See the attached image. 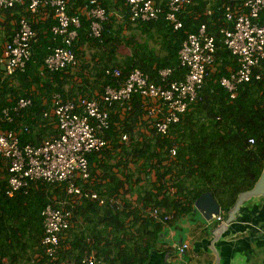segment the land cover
Wrapping results in <instances>:
<instances>
[{
	"label": "trees",
	"instance_id": "1",
	"mask_svg": "<svg viewBox=\"0 0 264 264\" xmlns=\"http://www.w3.org/2000/svg\"><path fill=\"white\" fill-rule=\"evenodd\" d=\"M153 1L166 8V0ZM84 2L87 0H69V13L73 14ZM27 3L23 0L22 5L0 10L6 26L0 49L11 40L19 19L28 16ZM206 4L195 0L178 15L182 28L174 30L165 13L156 20L134 23L129 20L124 0H100L107 14V20L101 23L100 37L91 36L92 20L80 16L74 43L75 65L60 72H47L44 77L39 70L51 50L60 45V38L53 41L50 30L56 22L51 17L33 23L37 42L24 71L4 78L0 69V116L3 109H12L21 98L32 102L18 115L11 112L12 122L0 123L2 130L28 127V133L18 136L21 146L38 145L54 135L52 127L42 119L53 95L58 94L62 102L79 96L98 100L106 86H115L114 79L105 75L107 69H121V80L134 68L155 82H160L161 69H171L172 80L183 78L185 70L179 65L178 51L201 24H206L207 32L215 36L216 65L205 76L197 109L171 125L168 136L139 131L143 112L138 97L130 102L122 122H118V108L113 104L111 127L106 133L110 148L100 152V160L97 153L87 157L90 181L82 184L84 190H94L106 200L100 204L83 199L75 205L73 226L65 232L54 260L44 254L41 213L54 196L61 195L62 186L30 182L8 197V175L0 170V264H87L91 253L97 264H145L165 228L150 218L148 208H159L161 214L171 217L167 225L181 230L177 224L182 220L196 221L194 203L201 194L211 193L221 208H227L240 193L253 188L264 163V77L238 85L236 98H229L220 79L228 76L236 62L219 34L224 23L222 1L210 2V16L205 15ZM123 133L130 136V143L120 142ZM135 134L139 137L133 140ZM250 139L253 144H249ZM173 147L176 155L170 158ZM169 186L174 188L173 194ZM120 194L121 207L108 201ZM129 196H135V205Z\"/></svg>",
	"mask_w": 264,
	"mask_h": 264
},
{
	"label": "built area",
	"instance_id": "2",
	"mask_svg": "<svg viewBox=\"0 0 264 264\" xmlns=\"http://www.w3.org/2000/svg\"><path fill=\"white\" fill-rule=\"evenodd\" d=\"M124 1L129 8L131 22L156 20L165 13V19L173 29L179 30L182 22L178 15L187 11L195 0H166L165 9L153 0ZM203 1L207 3L205 15L210 16L212 0ZM221 1L224 23L219 34L222 44L235 59L236 67L229 71L227 77L220 79V85L234 100L238 85L264 77V0ZM17 4L22 5L23 0H0V10L12 9ZM25 11L28 16L19 19L11 40L3 43L0 49V69L4 78L23 72L30 60L37 42L33 23L51 17L56 22L50 30L53 41L60 38V45L51 50L39 70V75L44 77L47 72H60L75 65L74 43L80 28V16L92 20L90 30L94 38L100 37L101 23L107 20L100 0H87L78 5L73 14L69 13V0H28ZM216 50L215 36L207 32L206 24H201L196 33L187 36L178 51L179 65L185 70L183 78L172 80V70L161 69L158 71L160 82H155L134 68L121 80V69L110 68L105 75L114 79L115 86H106L98 100L79 96L62 102L58 94L52 96L49 108L42 112V119L54 129V135L38 145L19 144V134L29 132L26 125L18 131L0 129V170L8 175L5 191L8 197L30 182L62 186L61 195L54 196L41 213L44 232L41 242L47 257L56 258L65 232L73 226L75 205L83 199L97 200L100 204L106 200L94 191L84 190L82 184L90 181L87 157L93 153L100 155L110 147L106 133L111 127L110 108L113 104L118 108V122H122L126 109H130V102L138 97L143 112L139 131L147 135L168 136L171 125L179 122L187 112L197 109L205 76L216 65ZM31 105L29 98L19 99L12 109L1 111L0 123L12 122L11 112L18 115L20 110ZM119 139L121 143L131 142L126 133ZM248 142L253 144L254 141L250 139ZM175 155L176 148L173 147L169 157ZM169 192L173 194L174 188L169 186ZM108 201L118 207L122 205L116 196ZM148 214L162 225H167L171 219L169 215L161 214L159 208H148ZM215 220L221 221L222 218L219 215ZM175 248L181 255L189 244L175 245ZM87 260V264H97L93 253Z\"/></svg>",
	"mask_w": 264,
	"mask_h": 264
},
{
	"label": "water",
	"instance_id": "3",
	"mask_svg": "<svg viewBox=\"0 0 264 264\" xmlns=\"http://www.w3.org/2000/svg\"><path fill=\"white\" fill-rule=\"evenodd\" d=\"M260 205V210L258 206ZM194 207L206 224L208 237L192 243L194 252L203 251L213 257L206 264H237L241 255L247 251L243 239H236L238 234L255 228L258 216L264 212V163L262 172L251 190L240 193L235 202L227 208H221L212 194H201L195 201ZM223 215L221 221L215 218ZM173 250H153L145 264H183L170 261Z\"/></svg>",
	"mask_w": 264,
	"mask_h": 264
},
{
	"label": "crops",
	"instance_id": "4",
	"mask_svg": "<svg viewBox=\"0 0 264 264\" xmlns=\"http://www.w3.org/2000/svg\"><path fill=\"white\" fill-rule=\"evenodd\" d=\"M12 24H13V22H11V25ZM5 27L6 26L4 23V19L0 18V38L2 36L6 35ZM45 104L46 103L44 101L43 105H45ZM52 131L54 132V129H52ZM96 157L98 158V160L101 159V155H97ZM91 166L94 167L95 163L93 162ZM130 166H132V165H130ZM114 173H116L117 176H119V177L121 176V174H119L116 169L114 170ZM99 174L100 173H98L97 175H99ZM91 191H94V190H91ZM113 196H116V195H113ZM118 197H121V194L118 195ZM135 200H136L135 196L129 198L130 203L133 205H135V203H134ZM258 210H260V205L258 206ZM220 216H221V218H223L222 214ZM184 220H186V219H184ZM257 221H258V224L255 225V228L250 227L249 231L242 233V234H238L235 237L236 239H243L245 245H247V251H245L244 253L241 254L243 256L242 257L238 256L240 258L238 259L237 264H264V212L260 213ZM214 222H216V220H214ZM163 226L165 227L164 233L170 232L169 230L171 229V227L176 228L174 225H163ZM197 227H198L197 230H199V231H197V237L201 234H203L201 239L208 237L207 233H206V231H207L206 224L204 221L202 223L198 222ZM172 234H173V232H170L171 236H172ZM194 237L192 236L191 238H188L186 241L182 242V244L188 243L189 248L183 254L179 255V257H177L179 253H177L178 251L175 248V245H181V244H179V242L177 244H174V242H173V244H170V245L158 242L155 250H157V251H164V250H168V249L173 250L174 255L171 256L169 260L173 261L175 263H181L182 262L183 264H206L207 262L212 261L213 257L204 254L203 251L194 252L192 250V243L194 241L200 240V239H197V237H195V238ZM190 251L195 255V259L192 261L187 260L186 258L185 259L183 258Z\"/></svg>",
	"mask_w": 264,
	"mask_h": 264
},
{
	"label": "rangeland",
	"instance_id": "5",
	"mask_svg": "<svg viewBox=\"0 0 264 264\" xmlns=\"http://www.w3.org/2000/svg\"><path fill=\"white\" fill-rule=\"evenodd\" d=\"M87 59H89V58H87ZM138 137H139V135L135 134L133 136V140L137 139ZM198 222H201V223L203 222V220L200 218L199 214L196 215V221L195 222H191L190 220H187V219L182 220L180 223H178V225L181 226V230H178L174 227H171V229L169 231L173 232L172 236L170 235V232L161 233L158 237V242L170 245V244H173V242H174V244H177L181 240L186 241L188 238H191L192 236L197 237V231H199V230H197L198 229V227H197ZM177 257H179V254ZM183 258L184 259L186 258L187 260L192 261L195 259V255L190 251Z\"/></svg>",
	"mask_w": 264,
	"mask_h": 264
}]
</instances>
